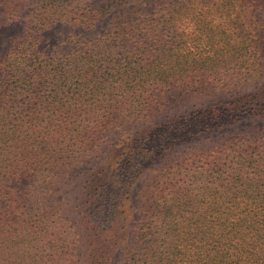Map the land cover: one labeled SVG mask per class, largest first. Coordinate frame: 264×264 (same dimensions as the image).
<instances>
[{"label": "trees", "instance_id": "1", "mask_svg": "<svg viewBox=\"0 0 264 264\" xmlns=\"http://www.w3.org/2000/svg\"><path fill=\"white\" fill-rule=\"evenodd\" d=\"M147 1L44 0L0 57V264H264V135L213 138L264 128V4Z\"/></svg>", "mask_w": 264, "mask_h": 264}, {"label": "rangeland", "instance_id": "2", "mask_svg": "<svg viewBox=\"0 0 264 264\" xmlns=\"http://www.w3.org/2000/svg\"><path fill=\"white\" fill-rule=\"evenodd\" d=\"M75 3L84 0H71ZM92 2L93 5H103L110 0H85ZM159 0H148L141 4L143 13H149L152 11L156 3ZM175 1V0H174ZM204 1V0H203ZM259 3L264 4V0H256ZM44 0H0V57L5 56L8 49L11 47V42L14 38H19L27 35L31 32L32 27L36 19H47L53 14L51 8L48 5L43 6V15L41 16V6ZM131 5L108 15L106 18L99 20L96 23L94 29L86 30L83 27H77L67 25L65 23H56L48 26L44 31H39L34 34L40 39L39 50L50 52L53 48H59L62 51L69 49L67 39L69 37H84L85 39L95 40L101 37L103 34L110 31L114 26V21L117 20L116 16L129 17L127 14L131 10ZM41 12V13H39ZM232 94L218 93L208 98L202 97L193 100L187 104L193 102H199L202 100H227ZM264 135V128L261 123H244L237 127L227 128L213 136L216 140L219 139H231L240 135ZM145 179H143L144 181ZM143 181L137 183L134 194H138V198L135 200V208L138 211L141 207L140 192L143 188ZM141 215L136 216L139 219ZM120 257H123L121 254Z\"/></svg>", "mask_w": 264, "mask_h": 264}]
</instances>
